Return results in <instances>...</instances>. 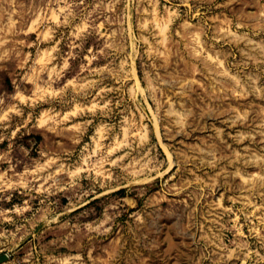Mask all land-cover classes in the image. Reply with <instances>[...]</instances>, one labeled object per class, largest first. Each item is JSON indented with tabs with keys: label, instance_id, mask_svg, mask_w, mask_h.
<instances>
[{
	"label": "rangeland",
	"instance_id": "obj_1",
	"mask_svg": "<svg viewBox=\"0 0 264 264\" xmlns=\"http://www.w3.org/2000/svg\"><path fill=\"white\" fill-rule=\"evenodd\" d=\"M0 264H264V0H0Z\"/></svg>",
	"mask_w": 264,
	"mask_h": 264
},
{
	"label": "water",
	"instance_id": "obj_2",
	"mask_svg": "<svg viewBox=\"0 0 264 264\" xmlns=\"http://www.w3.org/2000/svg\"><path fill=\"white\" fill-rule=\"evenodd\" d=\"M7 258V255H4L3 257H0V262L2 263Z\"/></svg>",
	"mask_w": 264,
	"mask_h": 264
}]
</instances>
